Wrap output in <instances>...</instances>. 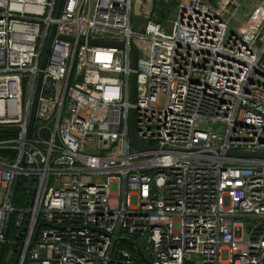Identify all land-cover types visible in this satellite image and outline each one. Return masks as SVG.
<instances>
[{
    "label": "built area",
    "instance_id": "1",
    "mask_svg": "<svg viewBox=\"0 0 264 264\" xmlns=\"http://www.w3.org/2000/svg\"><path fill=\"white\" fill-rule=\"evenodd\" d=\"M222 1L133 30L135 0H0V264H264V158L228 154H264V0L236 31ZM88 41L134 47L133 105Z\"/></svg>",
    "mask_w": 264,
    "mask_h": 264
},
{
    "label": "water",
    "instance_id": "2",
    "mask_svg": "<svg viewBox=\"0 0 264 264\" xmlns=\"http://www.w3.org/2000/svg\"><path fill=\"white\" fill-rule=\"evenodd\" d=\"M65 0H58L57 2V6L54 12V19H58L60 16V13L62 11L63 8V4H64ZM161 0H156V3H160ZM55 34V25H52V27L50 28V34L46 40L45 43V47L42 51L41 57H40V63H39V69L42 70L46 60H47V55L48 52L50 50V45L51 42L53 40ZM67 41H73V39L71 38H64ZM80 43H83V40L80 39L79 40ZM88 44L90 45H102V46H113L116 48H120V49H126V45L124 43H110V42H101V41H88ZM128 52H129V58H130V74H129V103L130 104H134L135 102V69H136V59H137V54H136V50L134 49V47L130 46L127 48ZM41 79H42V74L41 72H39L38 77H37V82H36V86L34 89V94H33V98H32V104L30 107V114H29V120H28V127H27V132H26V138L29 137L30 134V130L33 124V120H34V113H35V107H36V103H37V96L38 93L40 91V85H41ZM128 120H129V141H130V146L131 148L137 150V151H141V152H145L148 150H151V148L147 147L145 144H143L136 135V131H135V111L133 108L129 109V114H128ZM230 155H235L238 157H243V158H264V154H259V153H236V152H230L228 153ZM23 159H24V153L22 154L21 157V161L20 164L23 163ZM18 184V179L15 182V188L17 187ZM11 220V217H9L8 219V223L7 226L9 225V222ZM6 234V232H5ZM3 250V247L1 246V251Z\"/></svg>",
    "mask_w": 264,
    "mask_h": 264
},
{
    "label": "rangeland",
    "instance_id": "3",
    "mask_svg": "<svg viewBox=\"0 0 264 264\" xmlns=\"http://www.w3.org/2000/svg\"><path fill=\"white\" fill-rule=\"evenodd\" d=\"M220 1L207 0L211 8H213L219 16L226 19L224 13L230 5L228 4V2L224 4L222 0ZM177 3L178 0H169L168 3H164L161 1L160 3H156V0H135L132 5V11L135 18V20H132L133 30H135L134 28L136 27L137 23H141L136 19H151L153 13L156 14L159 20H174L176 18ZM237 23H239V21L233 19L230 24L231 29H234V31H236L235 27L239 25Z\"/></svg>",
    "mask_w": 264,
    "mask_h": 264
},
{
    "label": "crops",
    "instance_id": "4",
    "mask_svg": "<svg viewBox=\"0 0 264 264\" xmlns=\"http://www.w3.org/2000/svg\"><path fill=\"white\" fill-rule=\"evenodd\" d=\"M257 4V0H239V3L236 6L237 13L239 19L238 26L235 27V29H238L240 26V23L246 20L250 13L253 11L254 7ZM235 24V23H233ZM233 28V27H232Z\"/></svg>",
    "mask_w": 264,
    "mask_h": 264
},
{
    "label": "trees",
    "instance_id": "5",
    "mask_svg": "<svg viewBox=\"0 0 264 264\" xmlns=\"http://www.w3.org/2000/svg\"><path fill=\"white\" fill-rule=\"evenodd\" d=\"M4 260V258H2V261Z\"/></svg>",
    "mask_w": 264,
    "mask_h": 264
}]
</instances>
